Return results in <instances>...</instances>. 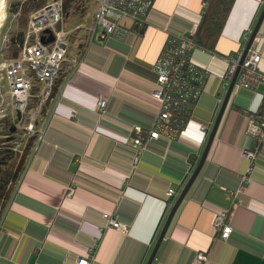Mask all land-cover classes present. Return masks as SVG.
Instances as JSON below:
<instances>
[{"label":"crops","instance_id":"0c3cea01","mask_svg":"<svg viewBox=\"0 0 264 264\" xmlns=\"http://www.w3.org/2000/svg\"><path fill=\"white\" fill-rule=\"evenodd\" d=\"M262 1L233 0L215 51L193 50V64L207 76L171 138H149L160 108L153 63L167 34L195 30L207 0H155L144 29L123 19V34L89 36L69 50L39 117L43 138L33 136L19 185L0 214V264H76L89 248V264L143 263L165 205L177 200L166 192L202 154L227 93L220 103L225 57L240 49ZM256 36L264 74V18ZM263 106V84L232 89L204 164L151 264H264V132L254 157L244 155L253 143L248 124ZM219 210H230L227 240L214 229ZM109 216L127 231L108 227Z\"/></svg>","mask_w":264,"mask_h":264},{"label":"built area","instance_id":"2783aa9c","mask_svg":"<svg viewBox=\"0 0 264 264\" xmlns=\"http://www.w3.org/2000/svg\"><path fill=\"white\" fill-rule=\"evenodd\" d=\"M154 2L155 0H97L92 25L89 28L90 38L101 40L111 35L123 34L126 31L121 26L123 19H130L135 26L144 29L147 24V13ZM261 4L263 7V2ZM61 14L62 5L59 0L46 3L33 12L29 18V25L19 55L4 64L7 90L13 107L21 117L18 122L25 124V129L38 140L43 138L45 131L42 123H39L40 114L53 92L62 64L68 56L69 44L66 32L62 28H58ZM258 16L259 14L243 32L240 49L234 55L225 57L228 65L224 75V84L220 88V97L218 98L220 103L235 75L234 87L250 89L256 88L260 84L264 85V74L258 68L261 56L256 49L258 41L256 35L246 53H243L245 46L249 43ZM44 30H50L53 35V39L47 43L43 42L42 36L44 35V39H46L50 33H44ZM196 48H198L196 43L189 35H166L153 63L157 85V90L153 95L159 101L160 108L149 138H157L161 133L170 136L179 134L187 121L190 107L199 99L207 73L194 65L191 60V54ZM78 61L79 57L77 56L71 59V62L75 64ZM34 82L39 84L36 94L32 92ZM31 97L35 99L33 107L29 103ZM99 107L100 110L105 108L104 100H100ZM211 126L212 124L208 128L202 127L208 130ZM247 130L253 135V143L250 149L244 151V155L253 158L264 132V106L260 113L252 114ZM134 144L136 162L139 154L137 148L143 145V140L139 137L135 138ZM199 154H196L191 169L196 166ZM243 179L246 180V177L244 176ZM180 190L181 187L170 188L166 194L168 198L177 199ZM73 191L74 185L69 188L67 195L72 194ZM236 204L237 201H232L231 207ZM171 205H166V214ZM229 215L230 210H219L215 216V230L222 240H227L232 231ZM107 224L114 230L123 233L126 231L125 226L112 216L108 217ZM91 255L92 248H89L85 257L77 258L76 264H89ZM203 257L202 252H197L198 260H202Z\"/></svg>","mask_w":264,"mask_h":264},{"label":"rangeland","instance_id":"374dc122","mask_svg":"<svg viewBox=\"0 0 264 264\" xmlns=\"http://www.w3.org/2000/svg\"><path fill=\"white\" fill-rule=\"evenodd\" d=\"M44 1H45L44 3L46 4V3L56 1V0H44ZM96 2L97 0H77L76 8L71 11V13L69 14V17L63 22L61 28L66 32V36H67V40L69 44V50L73 47L83 46L86 42V39L89 37V28L92 25V18H93V13L95 10ZM262 2L264 4V0ZM30 3H31L30 0H1V3H0V147L13 149L14 152H16L19 157H24L25 155L28 154L29 149H30L28 140L29 138H31L32 135L25 129V124H22L20 121H19L20 123L18 122V119L20 120L21 117H19L20 114L13 107L11 97L9 96V93L7 90L6 78L4 76L6 73L4 64L7 63L9 60L8 57L10 55L9 54L10 50L12 48H17V44H13L11 41V38L15 34H17V32L20 31L21 28L24 27L23 29L26 30V28L29 25V22L26 23V20L28 19V16H27L28 12H24L20 7L24 4L29 6ZM16 4H18L19 7L17 8V10L14 11ZM247 45L245 46L243 53H246ZM235 77L236 75L233 78ZM54 88H55V85H54ZM38 89H39V84L37 82H34V87L32 90L33 94H36L38 92ZM155 90H157V85L153 90V94ZM100 100H98L96 104V107L98 109H100L99 107ZM29 103L31 107H33V105L35 104L34 97H31L29 99ZM17 108L21 110L19 107ZM202 129L204 128L202 127ZM161 134H164L171 138L169 134H165V133H161ZM198 162L199 160L197 161L196 166ZM196 166L194 167V169L196 168ZM194 169H190L185 179L182 180V182L177 186V187H181L180 193L183 190L185 184L187 183ZM20 179H21V173L19 174L17 180L14 183L12 193H13V190L19 185ZM180 193L178 194V197ZM173 205L174 204L171 205L167 214H166V205H165L162 219L160 220L159 225L156 227V230L154 231V234L149 243L148 250L146 252V255H145V258L142 264L146 263L151 253V250L162 230V227ZM214 229H215V226H214ZM126 231H127V228H126Z\"/></svg>","mask_w":264,"mask_h":264},{"label":"trees","instance_id":"16d2710c","mask_svg":"<svg viewBox=\"0 0 264 264\" xmlns=\"http://www.w3.org/2000/svg\"><path fill=\"white\" fill-rule=\"evenodd\" d=\"M59 1L62 5V14L61 20L58 23V28H61L71 11L76 8L77 0ZM30 2L29 6L24 4L20 7L24 12H28L26 23L29 22L30 15L33 12L45 5L44 0H30ZM232 2L233 0H207L204 12L195 30L191 34H186L192 38L198 48L207 51H215V45L220 37L223 24L232 6ZM18 7L19 5L16 4L14 11L17 10ZM23 28L11 38L12 43L17 44V48H12L10 50L9 60L16 58L20 53L23 38L27 30V28L26 30ZM34 137L31 136V138H29V147ZM257 151L258 150H256V152ZM26 156L27 155L19 157L13 149L0 147V214L12 195L14 183L23 169Z\"/></svg>","mask_w":264,"mask_h":264},{"label":"water","instance_id":"95a60500","mask_svg":"<svg viewBox=\"0 0 264 264\" xmlns=\"http://www.w3.org/2000/svg\"><path fill=\"white\" fill-rule=\"evenodd\" d=\"M263 18H264V6H263L258 18H257L255 27L253 29V32H252L251 38L249 40V43H248V45L246 47V50L248 49L250 43L252 42L253 38L257 34L258 29H259V27H260V25H261V23L263 21ZM44 33H50V30H44ZM52 39H53V35L51 33L49 34L48 38H46V39H44V35L42 36V40H43L44 43H47V42L51 41ZM234 80H235V78H233V80L230 82V84H229V86L227 88V93H226V95H225V97H224V99L222 101V104L220 106V109H219V112L217 114L216 120H215V122H214V124L212 126L209 138H208V140H207V142L205 144L204 150H203V152H202V154H201V156L199 158V162H198L196 168L194 169V171L192 172L191 176L189 177L187 183L185 184V186H184L183 190L181 191L179 197L177 198L176 202L174 203V205H173V207H172V209H171V211H170V213H169V215H168V217H167V219H166V221H165V223H164V225L162 227V230H161V232H160V234H159V236H158V238H157V240H156V242H155V244H154V246H153V248L151 250V253H150V255H149V257H148V259H147L145 264H151L152 261L154 260V257H155V255L157 253V250H158V248H159V246H160V244H161V242H162V240H163V238L165 236V233H166V231L168 229V226H169V224L171 222V219H172L177 207L179 206V204L181 203V201L185 197L186 193L188 192V190L192 186L193 182L197 178V176H198V174H199V172H200V170H201V168H202V166L204 164V161H205L206 156H207L208 149H209V147L211 145V142H212V140L214 138V135H215L217 126L219 124L220 118H221V116L223 114V111H224V108H225L226 103L228 101L229 95L232 92V89H233V86H234Z\"/></svg>","mask_w":264,"mask_h":264},{"label":"bare ground","instance_id":"6f19581e","mask_svg":"<svg viewBox=\"0 0 264 264\" xmlns=\"http://www.w3.org/2000/svg\"><path fill=\"white\" fill-rule=\"evenodd\" d=\"M0 3H1V0H0ZM201 154H199V156H200Z\"/></svg>","mask_w":264,"mask_h":264}]
</instances>
